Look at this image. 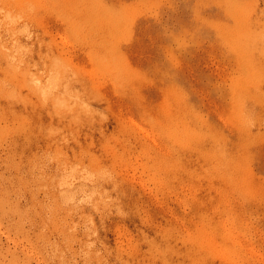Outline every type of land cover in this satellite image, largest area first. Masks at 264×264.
Here are the masks:
<instances>
[{
    "label": "rangeland",
    "instance_id": "rangeland-1",
    "mask_svg": "<svg viewBox=\"0 0 264 264\" xmlns=\"http://www.w3.org/2000/svg\"><path fill=\"white\" fill-rule=\"evenodd\" d=\"M0 264H264V0H0Z\"/></svg>",
    "mask_w": 264,
    "mask_h": 264
}]
</instances>
